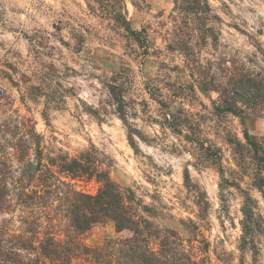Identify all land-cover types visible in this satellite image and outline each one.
Here are the masks:
<instances>
[{"label":"clouds","instance_id":"clouds-1","mask_svg":"<svg viewBox=\"0 0 264 264\" xmlns=\"http://www.w3.org/2000/svg\"><path fill=\"white\" fill-rule=\"evenodd\" d=\"M0 264H264V0H0Z\"/></svg>","mask_w":264,"mask_h":264}]
</instances>
